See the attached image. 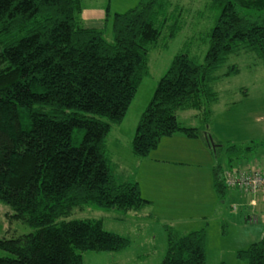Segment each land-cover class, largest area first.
Here are the masks:
<instances>
[{
	"label": "trees",
	"instance_id": "1",
	"mask_svg": "<svg viewBox=\"0 0 264 264\" xmlns=\"http://www.w3.org/2000/svg\"><path fill=\"white\" fill-rule=\"evenodd\" d=\"M213 6L219 15L205 63L176 56L140 117L131 143L139 160L176 133L203 136L205 130L182 126L178 112L196 110L209 120L215 73L231 55L254 52L264 61V0H213ZM82 12V0H0V201L12 209L11 220L36 230L0 238V250L11 255L0 264H84L86 252H122L130 240L104 230L102 221L60 220L88 206L127 214L151 205L134 177L115 175L107 137L149 75L150 48L169 24L166 38L173 39L179 22L168 0H141L113 16L107 10L111 43L102 30L81 25ZM218 148L215 143L217 154ZM259 149L264 141L242 150ZM223 173L217 159L213 183L221 201L233 190ZM165 229L161 264H206L204 229ZM237 258L264 264V237Z\"/></svg>",
	"mask_w": 264,
	"mask_h": 264
},
{
	"label": "rangeland",
	"instance_id": "2",
	"mask_svg": "<svg viewBox=\"0 0 264 264\" xmlns=\"http://www.w3.org/2000/svg\"><path fill=\"white\" fill-rule=\"evenodd\" d=\"M140 1L82 0L83 13L79 18L80 23L83 27L102 30L105 40L112 43L114 40L112 19L106 23L107 10L109 9L110 16L124 14L135 8ZM168 2L169 14H172L173 18L178 20L180 31L173 39L168 40L166 37L169 33L167 27L171 26L169 24L162 33L158 45L150 48L149 75L142 81L123 122L119 125H113L107 137L112 168L117 178L121 180H128L132 172L139 171L140 160L132 153L131 142L140 117L150 103L159 81L168 71L173 59L180 54L188 55L198 64L205 63L210 45V33L219 15V10L213 6V0H168ZM260 18L264 19V14ZM85 19L91 20L86 21ZM233 67L237 71L227 76V72ZM215 76L218 79L212 84V88L217 93V101L211 107L212 115L209 120L205 123L203 118L199 116L198 111L186 110L178 112V121L184 127L205 130L209 139L214 144L217 143L221 146V148H218V154L216 152L211 154L209 150L207 151L210 155L209 158L213 156L212 161L214 163H217L218 159L223 167L231 166L233 163V170L238 168L244 171L260 169L264 172V168H262L264 167L263 161L261 160L264 150L259 149L252 152L242 150L252 146L253 143L264 141V61L254 52L231 55L215 73ZM194 139L183 133H176L173 135L172 140L167 141L176 144L180 149L177 157L180 158V155H182L184 157L182 162H194L192 156L188 155V153L191 154L193 149L183 146L187 141L193 142ZM231 147L233 149L228 151ZM182 149L185 151H182ZM159 153L155 154L152 151L150 158H166L165 156H170L173 152L167 150L162 154ZM255 156L260 158L257 163L251 162ZM198 158L201 160L199 163L201 165L205 159L204 154L198 156ZM237 163H242V165L238 166ZM183 169L184 171H190L196 168L184 166ZM144 171L152 176L154 169L152 171V168H144ZM150 179L152 178L149 177L148 180ZM181 179L182 186L185 185V189H183L184 198L187 203L193 204V209L184 218L176 215L166 222L149 219L147 215L151 212L154 213L155 210H152V207H146L139 212L138 219H135L133 212L126 216L125 213L117 210L88 206L83 210L75 209L69 217L61 219L60 222L100 220L103 223L104 230L130 240L129 248L122 252L84 253V264H161L167 252L166 224L184 234L205 228V222L211 219L204 220L200 216V214L202 215L200 208V213L197 211L198 208H194L199 206L197 201L200 191L196 188L198 187L197 183H186L187 178L185 177ZM195 181H202V179H195ZM147 187L150 188L149 185ZM262 195L264 194L255 196L261 198ZM252 197V195H249V199ZM236 209L239 210L238 214H241L238 218L241 229L248 228L249 230L252 229V226L257 225H252L248 221L245 222L243 216L245 213L258 214L260 222L264 223V205L261 204L253 209L245 206L236 207ZM13 214L12 209L0 201V238H16L36 231L22 222L11 220L10 217ZM123 217H125V221L119 220ZM214 221L216 222V220ZM223 225L218 226L211 221L209 229L210 247L208 248L209 255L206 264L225 263L223 258L228 261L225 264H245L237 258L235 253H232L229 243L225 245L227 250L223 255L221 245L217 242V238H220L223 231L227 230V224ZM9 257H11L9 253L0 250V258Z\"/></svg>",
	"mask_w": 264,
	"mask_h": 264
},
{
	"label": "crops",
	"instance_id": "3",
	"mask_svg": "<svg viewBox=\"0 0 264 264\" xmlns=\"http://www.w3.org/2000/svg\"><path fill=\"white\" fill-rule=\"evenodd\" d=\"M91 19H85V20L89 21ZM85 28H90V27H85ZM172 137L173 136L162 139L158 148L153 151L155 152V154H158V152H160L159 154H162V152L164 153V151L170 150L173 152L170 154V156H165L166 158L164 157L150 158L149 156L146 159L140 160L139 171L138 172L136 171L135 173L132 172L130 175V178L134 177L135 180L139 183L143 198L151 202V205L147 207L148 208L152 207L151 209L155 210L154 213L151 212L147 215L149 219H154L156 221L162 220L166 222V221H170V219L174 218L176 215H179L180 217L184 218L188 215V213H190V211L193 209V204H189L186 202V199L184 198L185 194H183V189H185V185L182 186V182H181L182 181L181 178L185 177L187 178L186 183L187 182L188 183L193 182V184L194 182L197 183L196 185L198 187L196 188L200 191L197 201L199 206L194 208H198L197 210L198 212L200 208L203 215L202 216L200 214V216L204 220L211 219L210 221L205 222V228H203L206 231V235H207L206 261L209 255L208 254L209 253L208 248L210 247L209 229L211 227V221H213L214 224H217L218 226L227 224L226 225L227 230L225 232L223 231L220 238H217L218 239L217 242L220 243L221 245V251H223V255H225V250H227V248L225 247L227 243L230 244L232 253H235L237 256V253L239 251L247 249L251 244L262 239L264 237V223L260 222V217L258 216V214L255 215L256 213L255 214L245 213L243 215L245 222L248 221L249 218L255 217L257 218L258 223L257 225L252 226V229L249 230L248 228L241 229L240 223L238 221V218L239 216H241V214L240 215L238 214L239 210L237 211L236 207L245 206L253 209L260 206L261 204L264 205V195H262L263 197L261 198L259 197L257 198L255 196L259 194L260 195L264 194V192L253 195L233 189L227 191V195L221 201L218 198L216 191L214 189L213 169L217 163H214L212 161L213 156L212 158L211 157L209 158L210 155L209 153H207L208 150L210 151L211 154L214 152L207 142L208 139L207 132L205 131V134H203V136L195 138L193 142L187 141V143L183 144V146H186L187 148L191 147L193 149L191 151V154L188 153V151L186 152L188 153L189 156H192V161L194 162H182L184 161V157L182 155H180V158L177 157L178 150L180 149H178L176 144L172 143L171 141H167V140H172ZM164 140L166 141L164 142ZM189 140H193V139H189ZM182 151L185 150L182 149ZM202 154H204L205 159L203 163H201L200 165L199 163L201 162V160L200 158H198V156ZM261 156H262L261 160L263 161V166H264V151ZM258 159L260 158L258 156L257 157L255 156V158L252 159L251 162L257 163ZM232 164L231 166L224 167V171L227 169H233ZM237 165L241 166L242 163L241 164L237 163ZM184 166H193L196 169L190 171H184L183 169ZM144 168H152V171L154 169L152 176L150 175V173L146 174ZM237 170H243V169L238 168ZM256 171H260V169ZM149 177H151L152 179L148 180ZM195 179H202V181H195ZM147 185H149L150 188H148ZM189 186L191 187V185ZM189 190L191 191V189ZM249 195H252L253 197L249 199ZM132 212H133V217H135V219H138L139 217L138 214L140 211L138 212L132 211ZM125 217L119 218V220L125 221ZM214 220H216V222ZM223 259H222L223 262L225 263L228 262L227 260H225V258Z\"/></svg>",
	"mask_w": 264,
	"mask_h": 264
},
{
	"label": "built area",
	"instance_id": "4",
	"mask_svg": "<svg viewBox=\"0 0 264 264\" xmlns=\"http://www.w3.org/2000/svg\"><path fill=\"white\" fill-rule=\"evenodd\" d=\"M223 179L229 189L253 195L264 192V173L261 171L227 169L223 173ZM248 220L255 223L257 218L251 217Z\"/></svg>",
	"mask_w": 264,
	"mask_h": 264
},
{
	"label": "water",
	"instance_id": "5",
	"mask_svg": "<svg viewBox=\"0 0 264 264\" xmlns=\"http://www.w3.org/2000/svg\"><path fill=\"white\" fill-rule=\"evenodd\" d=\"M208 140L210 142V147H212V149H215V144L213 143V141L209 139V137H208Z\"/></svg>",
	"mask_w": 264,
	"mask_h": 264
}]
</instances>
